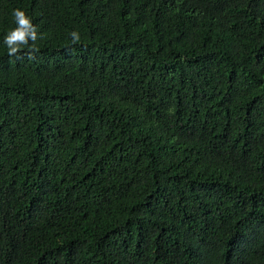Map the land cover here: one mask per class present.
<instances>
[{
	"label": "trees",
	"instance_id": "1",
	"mask_svg": "<svg viewBox=\"0 0 264 264\" xmlns=\"http://www.w3.org/2000/svg\"><path fill=\"white\" fill-rule=\"evenodd\" d=\"M0 264H264V0H0Z\"/></svg>",
	"mask_w": 264,
	"mask_h": 264
},
{
	"label": "clouds",
	"instance_id": "2",
	"mask_svg": "<svg viewBox=\"0 0 264 264\" xmlns=\"http://www.w3.org/2000/svg\"><path fill=\"white\" fill-rule=\"evenodd\" d=\"M12 16L16 27L11 29L3 40L7 55L19 59L21 52L27 49L28 59H34L38 52L36 41L41 38L38 36L37 27L32 23L31 18L19 8L13 10ZM69 36L73 45L80 43L79 32L73 30Z\"/></svg>",
	"mask_w": 264,
	"mask_h": 264
}]
</instances>
